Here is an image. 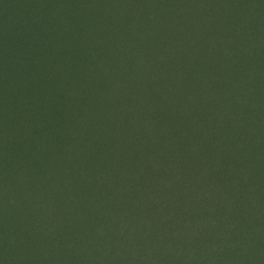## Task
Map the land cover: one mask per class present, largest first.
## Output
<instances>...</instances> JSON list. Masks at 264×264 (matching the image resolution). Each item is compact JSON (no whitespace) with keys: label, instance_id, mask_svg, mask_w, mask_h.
I'll use <instances>...</instances> for the list:
<instances>
[{"label":"rangeland","instance_id":"rangeland-1","mask_svg":"<svg viewBox=\"0 0 264 264\" xmlns=\"http://www.w3.org/2000/svg\"><path fill=\"white\" fill-rule=\"evenodd\" d=\"M202 1L194 9L192 0H103L102 5L96 0H0V63L9 53L7 49L11 44L21 37L17 44L19 56L21 54L25 60L24 64L27 59L28 66L31 65L29 74L21 73L16 84L4 88L0 84V198L10 195L9 199L0 200V264H95L97 261L107 264L118 252L117 248L120 253H126L115 238L112 241L106 236L111 232L106 229L119 217L109 215L98 206L96 198L91 197L94 185L98 182L102 192L113 199L110 196L117 195L115 177L121 176L116 175L115 169H120L126 172L125 177L121 176L126 180L125 195L129 197V192L138 197L144 195L148 192L144 187L156 177L155 171L160 174L171 168L170 150H175L170 149L171 137H181L190 149L203 147L212 152V156H221L220 168L227 166L223 157L227 152H230L228 159L238 157L243 161L234 165L242 173L236 180L239 184L235 186L234 196L245 202L243 212L246 217L238 218L235 211L228 218L240 229L253 218L264 222V210L259 211L251 203L264 206V187L259 183L264 181V173L258 177L251 170L253 164L260 166V170L264 166V74L258 82L249 83L244 71L248 63H240L239 69L245 77L237 91L240 93L232 98L234 90L230 89V84H225L231 78L224 69L230 70L234 64L235 52L233 50L214 62L215 55L208 49L213 44L208 43L207 33L219 35L223 32L216 19L212 18L214 26L209 30L204 27L205 17L201 20L203 17L196 14L200 11L198 8L206 4L208 14L219 13L227 17L241 34L255 28L258 41L264 42V4L256 16H251L252 0ZM182 14L189 24L181 23V27H175ZM41 18L46 19L45 37L36 31L33 35L35 20ZM165 19L171 24L169 28L182 34L179 38H168L163 44L159 39H153L165 27L155 25V22L163 24ZM15 20L25 27L30 26L27 34L16 31L19 36L14 34L13 37L15 28L9 22ZM45 38L46 43L42 44L41 40ZM121 39L128 43L123 44ZM139 40L143 45L137 42ZM110 41L117 45H109ZM176 44L179 47L193 44L195 48L200 45L206 53V58L197 64L190 61L183 63L184 69L179 66L185 71L182 83L175 78L176 85L182 88L173 91L179 93L172 95V91L167 90L166 83L169 82L165 80L154 77L156 82H150L144 71H131L118 77L128 59L117 49L134 47L140 51L141 61L153 57L155 64L150 65L149 71L160 77L159 73L169 70L163 61L167 57L162 58L161 54ZM107 50L117 54L109 63L110 70L103 71L102 57ZM243 53L247 55L246 49ZM39 54L47 58L44 67H38L43 68L44 79L50 78L48 86L39 84L36 79L39 70L35 56ZM13 60L12 57V63ZM27 80L29 94L19 95V85ZM153 83L157 87H152ZM251 84H254L252 88L249 87ZM204 89L208 94L203 92ZM249 92H254L252 98H257L245 97ZM84 93H90L91 100L86 101ZM39 95L45 96L44 102L38 100ZM205 95H208V101L202 107L191 104ZM33 97L34 102L30 101ZM27 103L41 114H30L29 110L19 114L21 104ZM199 114H206L217 128L224 127L233 116L236 124H230L231 128L221 135L220 131L204 130L205 122ZM18 115H21V122L30 118L31 127L27 130L30 139L20 144L21 153L17 154L21 159L13 162V151L9 147L12 146L11 139L3 137L2 129ZM254 122L256 126H253ZM203 131L213 141L211 147L208 140L207 145L204 143ZM84 134L98 146V151H103L99 157L96 150L84 154L81 151ZM230 140H235L236 145L233 146ZM238 144L242 146L240 150ZM181 149L177 148L178 153ZM107 158L111 161L104 166L101 159ZM74 161L79 162V169L73 168ZM87 162L95 165L93 170L100 173V180H95V171L83 167ZM7 163L11 164L10 169H7ZM75 174H79L77 188L67 191L63 185L65 177ZM143 179L146 181L141 183ZM210 184L214 187L217 183ZM125 195L119 199H124ZM161 196V190L158 195L150 194L145 209L147 214L154 213ZM117 203L110 207L119 213H127L129 207L125 201ZM87 223L91 228L84 232ZM93 234L99 236L96 243L89 242ZM80 247L88 249L82 251Z\"/></svg>","mask_w":264,"mask_h":264},{"label":"trees","instance_id":"trees-1","mask_svg":"<svg viewBox=\"0 0 264 264\" xmlns=\"http://www.w3.org/2000/svg\"><path fill=\"white\" fill-rule=\"evenodd\" d=\"M96 1H98L100 5L103 4V0ZM201 2L203 1L192 0L194 9L200 6L199 4ZM251 2L253 8L251 16H256V13L262 8L261 6L264 2L263 0H252ZM198 9L200 11L196 12V14L203 17L201 20L205 17L204 27H209L210 30L214 26L212 19L214 18L218 22V27L221 28L220 31L223 32V34L219 35H215L214 32H211L213 34L207 33L209 35L208 38H206L209 39L208 43L213 44L212 48L210 45L208 46V49L212 50V54L215 55L213 61L215 62L217 58L218 60H222L221 56L230 55L233 53V50L235 52L232 59L234 64L231 66L230 70L224 69L228 73L227 76L231 78L229 80L227 79L226 81L229 82L225 84H230V89L234 90L233 98L240 93L237 91H240L242 87V77L244 75L239 69L240 63H248V67H246L244 71L246 70L248 74L249 83L258 82L260 75L262 73L264 74V42L258 41L255 35V28H251L250 31H252L249 33L241 34L239 33L238 27L231 25L227 17L219 13L208 14L209 10L206 4ZM146 19L149 20L147 16ZM253 19L256 21V17ZM45 21V18L35 20L33 35H35L36 31L37 34L43 33L45 37ZM116 22L120 23V21ZM164 22L166 23L158 24L155 22V25L165 27L157 32L156 38L153 39L154 41L159 39L164 44L168 38L173 39L181 37V31L169 28L168 26H171V24L168 23L166 19ZM9 23L11 27L13 26L15 28L13 37H15L14 34H17L16 31L19 32V34H27L30 28L29 25L25 27V24H22L19 20ZM181 23H187V18H183V14L176 21L175 27H181ZM128 24L131 25L133 23L128 22ZM187 24H189V21ZM253 26L255 27L256 24H253ZM19 38L21 39V37ZM19 38L11 44V48L7 49L9 53L3 58L2 64L0 63V84L3 88L11 84H16L21 73H27L28 75L31 70V65L29 64L28 66L27 59L26 64H24L25 60L21 54L19 56L20 51H18L17 46V44L20 43ZM46 40L47 38L42 39V44L43 42L46 43ZM103 42L105 43V39H103ZM121 42H123V44L128 43V41L124 39H121ZM137 42H141L140 44L143 45L142 40ZM108 44L117 45L113 41H110ZM124 47H126V45ZM244 49H246L247 55H243ZM218 50L220 53H218ZM203 51L200 45L195 48L193 44H188L187 47H179V45L176 44L175 47L171 46L168 49H164L161 56L162 58L167 57L163 59V61L169 70L168 73H159V77V75H153L149 71V68L155 64L153 57H147V63H145L146 59L141 61L139 59L140 51L136 50L134 47H131L129 50L122 48L117 49L119 54L128 59L125 60L127 66L119 72L118 77L131 71L134 73L144 71V73H148V75L145 76L148 77L150 82L154 77L169 82L168 84L166 83L167 90H171L173 95V90L180 91L182 88L176 85L175 78L182 83L183 76L185 77V71L181 70L179 66L184 69L183 63L191 61L193 64H197L198 61H202V59L206 58V53ZM114 52V50L111 52L107 50L103 54L102 59L105 62L102 65L103 71L110 70L109 63L113 61L114 55L117 54V52ZM12 57L14 58L13 63L11 62ZM35 59L39 70L38 74H36L37 82L48 86V80H50V78L47 77L44 79L41 72L43 68L40 69L38 67V65L44 67L43 64L47 62L46 55L39 54L35 56ZM169 59L171 61H169ZM251 72L253 73L251 74ZM153 81L156 82V80ZM28 82V80L27 82L23 81V84H21V86L19 85L17 89L19 95L27 94V92L29 94L30 83ZM153 84H151L152 87H157L156 84ZM253 86L254 84H251L249 87L252 88ZM207 89H204L203 92L208 94ZM178 91L175 94L179 93ZM0 93V96H2V92ZM84 94L86 101L91 100L90 93ZM254 95V92H249L248 96L245 97L255 100L257 97L252 98ZM218 96L221 95L219 94ZM38 100L44 102L45 96L39 95ZM30 101L34 102L35 97ZM207 101L208 95H205V97L191 104L202 107ZM30 106V103L21 104L19 107V114L23 115L28 110L30 114H41L40 110L36 111L37 109L35 107ZM21 115H18L17 119L10 120L11 123L9 126H4L2 129L3 137H9L7 139H11L9 142L12 146L9 147H11L13 151L11 155L12 158L14 157L13 162L15 160L18 162L21 159L17 154L21 153V150H19V148H21L20 144H25V141L29 142L30 139V135L27 133L28 128L31 127L30 118L27 119L26 122H21L19 120ZM201 117L205 122L204 130L210 129L214 133L220 131L221 135H223L228 128H231L230 124L235 123V117L233 116L230 120L228 119L224 127L221 126L217 128V126L208 119L206 114H201L200 118ZM253 126H256L255 122ZM8 129H11L10 132L7 131ZM204 132L205 131H203L204 143L207 145L206 142L208 140V143H210L209 146L211 147L213 141ZM87 136L88 134L83 135L84 144L80 148L81 151L84 154L88 150H96V156L99 157L103 151H98V146L93 144L92 139ZM230 141L233 146L236 145L235 140ZM187 142L189 141L187 140ZM169 145L170 149H175L174 151L170 150L171 168L164 170L160 174L159 171L156 170V177L154 176L153 182L149 186L144 187V189L148 191L144 195L140 194L138 197L134 195V192H129V197L125 195L124 182L126 180L123 179V177H125L123 175H126L125 170L115 169L116 175L120 174L123 177H115L117 179L115 182V194L117 195H111L110 197L113 199L107 196L110 194L107 193L106 195L102 192V186L99 185L98 182L94 185V192L91 197L96 198L95 200H97L96 203L98 206H100L104 212L106 211L109 213V215L112 214L113 216L119 217L118 221L111 223L109 229H106V231H111L110 233L105 232L106 236L112 241L115 238L119 247L126 252L120 253L116 247L118 252L111 256L112 259L110 261L108 260L107 264H264V222H260L258 218H253L249 220L246 227L240 229L232 225L233 219L228 218L231 212L235 211L238 212V218L242 216L246 217L245 211L243 212L245 202H240L238 199H235L234 196L235 186L239 184L236 180L239 178V175L242 174L234 165L244 162L238 160V157L231 158L235 161L230 162L231 159H228L230 152H227L223 155L224 163L226 162L227 166L220 168L218 163L220 162L221 156H218V159L215 154L212 156V152L207 151L203 147L202 149H190V146L181 137H171ZM241 147L242 146L238 144L239 150ZM177 148H182L179 150V153ZM243 149L245 148L243 147ZM188 150L193 151L191 152ZM101 161L103 165L106 166L111 160L107 158L104 160L101 159ZM247 164L250 166L249 163ZM152 165L157 166V164ZM72 166L74 169H79V162L74 161ZM86 166L90 171L95 167V165L88 162L83 165V167ZM10 168L11 164L7 163V169ZM262 168L263 169L260 170V166L253 164L251 170L255 172L254 176L261 177L264 173V166H262ZM84 172H86V170H84ZM82 175L88 176V174ZM97 179L100 180L101 175L95 171V180ZM78 181L79 174L71 175L68 178L65 177L63 185L67 191H74L77 188ZM145 181L146 179H143L141 183ZM211 182L217 184L212 187L210 184ZM259 183L264 187V181ZM159 190H161L162 196L158 199L155 209H153L154 213L147 214L145 209L149 205L150 194L158 195ZM122 194L126 196V199H119V196ZM9 198L10 195L9 197H2L0 200L4 201V199L7 200ZM197 199L200 200L197 201ZM119 200L125 201V205L129 207L127 213H119L118 210L110 207L111 205H116ZM251 203L254 207L256 206V209L259 211L264 210L262 204L257 202ZM87 228L88 230L91 228L88 223L87 226L83 227L84 232ZM98 237V234H93L89 242L92 240L93 243H96ZM83 244L85 245V243ZM81 249L82 247L79 248V250ZM87 249L88 248L85 247L82 251H86ZM95 264H99V261Z\"/></svg>","mask_w":264,"mask_h":264}]
</instances>
